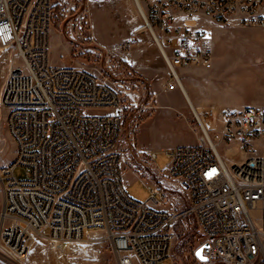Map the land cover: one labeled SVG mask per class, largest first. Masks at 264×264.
<instances>
[{"label":"built area","instance_id":"built-area-1","mask_svg":"<svg viewBox=\"0 0 264 264\" xmlns=\"http://www.w3.org/2000/svg\"><path fill=\"white\" fill-rule=\"evenodd\" d=\"M134 1L166 65L167 91L183 96L182 69H212L215 60L210 33L188 20L264 29V0ZM53 18L54 0H0V54L9 67L0 124L5 112L16 146L15 159L0 168V264H30L37 238L106 245L114 259L106 264H162L177 227L190 221L202 239L194 247L200 264H264V109H223L215 137L194 115L196 144L169 148L166 170L153 169L154 151L139 150L156 177L145 176L151 194L138 202L122 169L131 95L102 72L55 65ZM135 43L117 50L129 54ZM93 109L106 111L90 115ZM221 144L245 159L228 163ZM17 166L26 171L22 179Z\"/></svg>","mask_w":264,"mask_h":264},{"label":"rangeland","instance_id":"rangeland-1","mask_svg":"<svg viewBox=\"0 0 264 264\" xmlns=\"http://www.w3.org/2000/svg\"><path fill=\"white\" fill-rule=\"evenodd\" d=\"M55 5H59L60 10L54 12L51 29L52 62L102 72L131 95L121 140L122 169L127 193L134 200L144 202L151 194L146 177L156 176L144 165L148 164L147 159L135 153L154 151L157 158L152 164L153 169L166 170L170 163L166 154L169 148L196 144L197 132L192 127L198 129V126L194 114L183 94L167 91V68L165 65L157 67L154 53L157 45L143 28L144 21L134 0H54ZM195 21L211 35L214 66L212 69L183 68L182 79L215 137L223 126L220 116L223 109H264V29L219 25L202 16ZM134 39L136 43L129 54L118 52L119 44ZM161 62L164 64L162 58ZM8 73L9 67L3 63L0 54V94ZM105 111L93 109L88 113L101 115ZM219 151L228 163L245 159L239 149L225 144L219 146ZM15 152L4 112L0 124V168L14 160ZM15 175L22 179L26 171L17 166ZM2 184L0 178V213ZM201 242L194 222L180 224L175 231L170 258L162 264H200L195 258L194 247L200 246ZM27 259L30 264H87L94 261L106 264L114 261L106 245L87 241L55 244L41 239L33 241Z\"/></svg>","mask_w":264,"mask_h":264},{"label":"bare ground","instance_id":"bare-ground-1","mask_svg":"<svg viewBox=\"0 0 264 264\" xmlns=\"http://www.w3.org/2000/svg\"><path fill=\"white\" fill-rule=\"evenodd\" d=\"M135 4H136V3H135ZM136 7H137V9H138V11H139V13H140V8L137 6V4H136ZM188 21H189V20H188ZM188 21H187V22H188ZM188 23H189V22H188ZM184 98H185V100L187 101V103L189 104V106H190V108H191L193 114H194L195 116H197V117L203 122V119H202V117H201V115H200V113H199V110H198L197 107L195 106V104H194V102H193V100H192L190 94L187 92L186 88H185V95H184ZM37 239H41V240H44V241H49V240L44 239V238H37ZM35 240H36V239H35ZM35 240H34V241H35ZM49 242H50V241H49ZM71 242H80V241H67V242H62V243H60V244H67V243H71Z\"/></svg>","mask_w":264,"mask_h":264},{"label":"crops","instance_id":"crops-1","mask_svg":"<svg viewBox=\"0 0 264 264\" xmlns=\"http://www.w3.org/2000/svg\"><path fill=\"white\" fill-rule=\"evenodd\" d=\"M189 22H192V23H194V24H198V22L199 21H194V20H192V21H189ZM154 53H155V56H156V61H157V67L158 68H163L164 67V65H165V63H164V61H163V63L164 64H162V62H161V55H160V53H159V50H158V48L157 47H155L154 48ZM163 60V59H162ZM165 67H166V65H165ZM198 110H199V113H200V109L199 108H197ZM15 156H16V152H15ZM15 159V158H14ZM3 185V184H2ZM2 189H3V202H2V208H1V212L3 211V209H4V206H5V196H4V188L2 187Z\"/></svg>","mask_w":264,"mask_h":264},{"label":"water","instance_id":"water-1","mask_svg":"<svg viewBox=\"0 0 264 264\" xmlns=\"http://www.w3.org/2000/svg\"><path fill=\"white\" fill-rule=\"evenodd\" d=\"M202 252H203V248H200V249L196 252V255H197V257H198L200 260L205 261L206 258L203 257Z\"/></svg>","mask_w":264,"mask_h":264},{"label":"trees","instance_id":"trees-1","mask_svg":"<svg viewBox=\"0 0 264 264\" xmlns=\"http://www.w3.org/2000/svg\"><path fill=\"white\" fill-rule=\"evenodd\" d=\"M56 10H60V6H59V5H55V6H54V12H55ZM200 238H201V237H200Z\"/></svg>","mask_w":264,"mask_h":264}]
</instances>
